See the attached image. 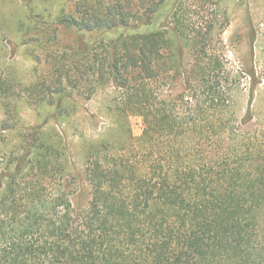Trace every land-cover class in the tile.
<instances>
[{
    "label": "trees",
    "instance_id": "trees-1",
    "mask_svg": "<svg viewBox=\"0 0 264 264\" xmlns=\"http://www.w3.org/2000/svg\"><path fill=\"white\" fill-rule=\"evenodd\" d=\"M38 17L23 33L46 70L30 85L0 74V95L60 107L111 84L119 115L144 130L89 148L81 210L62 134L23 132L0 174V264H264V150L244 129L250 106L236 115L239 77L211 49L215 24L196 30L183 0H76Z\"/></svg>",
    "mask_w": 264,
    "mask_h": 264
},
{
    "label": "rangeland",
    "instance_id": "rangeland-1",
    "mask_svg": "<svg viewBox=\"0 0 264 264\" xmlns=\"http://www.w3.org/2000/svg\"><path fill=\"white\" fill-rule=\"evenodd\" d=\"M183 1L186 15L196 30L206 33L210 24H215L211 30V49L221 54L227 66L239 77L235 91L236 115L241 121L250 106L252 115L244 129L247 137L262 145L264 150V0ZM75 2L0 0V74L23 85L36 82L46 65L43 62L37 64L32 55L33 45L29 43L32 33L25 36L23 32L31 28V18L37 20L39 15V20H55L62 6ZM76 37L71 29H59L60 45L72 46ZM34 52L44 59L39 49ZM252 70L256 72L255 78L248 74ZM177 80L166 85V89L174 88V95L184 90L182 80ZM117 96L111 84L99 88L90 99L75 93L60 107L59 103L35 104L34 100L29 103L15 95H0V174L9 158L19 153L21 134L27 133L31 127L45 125L64 138V160L72 178L73 204L77 210L86 209L91 190L84 181L83 172L89 148L104 141L124 144L129 133L138 138L144 130L142 117L119 115Z\"/></svg>",
    "mask_w": 264,
    "mask_h": 264
}]
</instances>
